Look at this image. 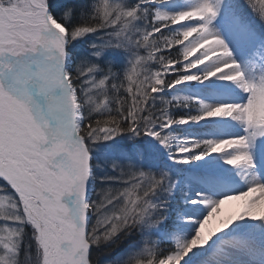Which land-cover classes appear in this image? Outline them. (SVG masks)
Masks as SVG:
<instances>
[{
    "label": "snow or ice",
    "instance_id": "obj_1",
    "mask_svg": "<svg viewBox=\"0 0 264 264\" xmlns=\"http://www.w3.org/2000/svg\"><path fill=\"white\" fill-rule=\"evenodd\" d=\"M166 2L138 0L136 5L128 7L123 0H93L87 15L81 12V22L74 24L71 22L75 11L73 0H65L58 6L61 10L58 17L50 14L49 0H0V192L10 190L13 194L0 195V264H19L26 224L32 228L36 264H96L88 258L90 247L113 241L121 232L127 235L154 212L157 219L151 227L163 223L166 217L159 214L161 205L154 203L152 197L165 187L167 177L157 178L130 162L123 165L113 162L110 168L114 175L106 177L123 187L102 189L100 199L94 204L85 201L93 144L126 135L131 140L151 137L167 148L170 137L161 133L174 123L228 117L243 125L245 135L197 144L200 154L193 155L191 160L232 152L224 161L226 164L254 168L250 149L264 143V120L250 119L248 114L264 100V79L246 80L225 41L209 30L218 12L208 0L174 15L153 10L152 29L136 27V22L147 15L142 5ZM246 2L264 21V0ZM192 17L203 23L171 37L155 38L164 28L190 21ZM97 32L106 35L99 44L91 46L95 57L99 58L108 49H123L131 55L130 66L122 79L111 68L106 70L95 63L78 65L74 74L65 71L67 46ZM190 32L191 38L185 39ZM208 40L213 42L212 47H200ZM177 46L183 48L175 60L159 55ZM140 49L146 55H140ZM194 49H199L195 55ZM181 60L185 62L184 72L209 62H215V66L205 71L203 77L183 75L169 87L219 76L238 84L247 93L246 103L218 106L188 119H171L167 104L153 114L146 105L165 85V74L175 70ZM153 62L160 64L161 70L151 71ZM97 73L102 78L98 79ZM75 81H80L79 85ZM110 104L114 107H109ZM82 110L86 115H82ZM93 116L97 118L90 119ZM118 147L140 152L145 160L153 152L150 143ZM180 151L193 149L183 147ZM260 190H264V183L250 187L247 193ZM231 197L238 196L229 195L215 203L194 236L187 241L178 240L170 254L158 258L152 249L145 248L127 264H182L193 248L205 246L235 221L246 218L264 221V213L250 211L209 228L213 209ZM89 210L96 215V221L86 227Z\"/></svg>",
    "mask_w": 264,
    "mask_h": 264
},
{
    "label": "bare ground",
    "instance_id": "obj_2",
    "mask_svg": "<svg viewBox=\"0 0 264 264\" xmlns=\"http://www.w3.org/2000/svg\"><path fill=\"white\" fill-rule=\"evenodd\" d=\"M189 9V8H184ZM50 14L52 15L51 11ZM58 31H62L59 26ZM211 32L222 38L232 53V59L240 65L241 71L244 73L245 79L250 82H259L264 79V57L263 51L259 45L246 38L239 31L225 27L209 28ZM212 47L213 42L205 41L200 47ZM197 51L199 49H196ZM67 52V51H66ZM69 54L67 53L65 60V71H67ZM215 66V62H209L200 65L194 69L193 75L203 77L205 71ZM208 81L216 82L219 88H195L193 92L202 98L204 111L224 105L244 104L247 100L245 93L238 84L221 79L219 76L212 77ZM195 81L185 82L174 88L175 93L187 91ZM234 92V93H233ZM239 93H242L240 95ZM184 95L186 93H183ZM249 118L264 120V100L256 105L250 112ZM227 117L207 118L209 121L196 124L195 126L177 129L176 131L184 132L178 141L181 147L192 148V144L202 137H214L217 142L236 139L245 135L243 125L231 118L227 119L226 124H222L218 119L226 120ZM231 150V149H227ZM233 153H215L212 157L206 159L204 164L219 168L218 176L209 174H199L196 178L195 187L191 188L187 183L184 184V195L189 196L193 205H190L185 218L190 221L183 220L179 222L188 223L187 229L179 233L176 237L178 241H187L194 236L199 223L208 215L212 207L220 200L225 199L229 195L228 200L221 201L220 205L213 209L214 215L208 222L209 228H216L223 220L234 218L235 215L245 214L250 211H259L264 213V190L253 193H247L248 189L256 184L264 183V143H257L250 149L253 157V169L247 167L234 168L226 164L224 161ZM182 155L189 158L190 152H184ZM187 168V165H182ZM216 171V170H215ZM90 190V172L85 182V201L88 203ZM190 190V191H189ZM243 192H245L243 194ZM259 197V199H257ZM89 212L86 213V227ZM171 223L172 220H171ZM227 233V235H226ZM235 235H244L241 239ZM246 235L255 237H264V221H253L245 219L243 221H235L227 229L213 236L212 241L200 253L192 258V254L200 247L193 248L192 251L184 258L182 264H264V250H260L246 242L250 241ZM90 250V249H89ZM89 255V253H88Z\"/></svg>",
    "mask_w": 264,
    "mask_h": 264
},
{
    "label": "rangeland",
    "instance_id": "obj_3",
    "mask_svg": "<svg viewBox=\"0 0 264 264\" xmlns=\"http://www.w3.org/2000/svg\"><path fill=\"white\" fill-rule=\"evenodd\" d=\"M123 2L128 7H131L136 5L138 3V0H123ZM203 2L204 0H167V2L164 4H157L151 6L142 5V10L147 9V15L145 19L138 20L136 22V27L142 30L150 31L152 29L153 10H159L162 13L174 15L181 11L190 10L191 8L198 6L200 3ZM208 2L211 3L213 7L217 9L218 12L217 17L209 24V28L227 27L242 32L246 36V38L248 37V39L256 42L259 45V47L263 51V57H264V21H262L259 18L258 14L252 10V8L249 6L246 0H208ZM184 8H189V9H184ZM201 23L203 22L196 21L195 17H192L190 21H183L179 24L170 25L169 27L164 28L162 32L156 34L155 38L159 39L162 37H171L175 35L177 32H182L190 27L198 26ZM192 34L193 33L190 32L189 35L185 37V39L191 38ZM105 35L106 34L104 32H97L93 34H88L84 38L77 40L80 41L79 45L82 44L83 46L81 48H83L82 53L84 54L83 57L85 59V63H95L98 66H100L102 60L106 59L108 61H111L112 63L119 64L125 70H127L130 66L129 62L132 59V57L128 52L124 51L123 49H108L99 58L95 57L92 54L94 50L91 46L93 44H99L100 38ZM68 46L66 48L67 53L69 54L67 71L73 73L75 70V62L70 53V49L68 48ZM177 47L178 48H176V57L177 54L182 51L183 46H177ZM196 51L197 50L194 49L192 54L195 55ZM162 52L163 51H161L159 55L164 57L162 55ZM139 54L142 56L146 55V51L144 49H140ZM184 63L185 62L181 60V63L175 65V70L169 71L168 73L165 74L166 83L161 89V93H162L161 99L157 102L161 104L171 103L176 105H181V104L188 105L187 110L185 111V114L187 116L180 119H188L193 116L201 115L205 112L202 103V98L199 95H195V93H193L197 91L195 88L188 87L187 91H180L179 94H177L175 93L174 88L183 83L177 84L174 87L167 86L168 82L171 80L174 81L175 79L183 75H193L194 69H192L189 72L183 71ZM161 68L162 66L155 62H153L150 65L151 71H159L161 70ZM98 74L99 73H97V78L99 79L100 76ZM183 93L186 94L184 95ZM239 94L242 95V93ZM93 95H95V93ZM82 115H84V110H82ZM168 115L171 119H173L169 112ZM192 123L194 122H189L186 124L174 123L171 127L165 128L161 134L162 136L170 137L167 148H165V146L162 143L151 137H144L137 141L136 145L143 142V143H150L153 146L152 155L147 160L143 158L142 153L135 151L138 156L136 163L137 167L142 168L143 166H149L151 168L158 170L161 173V176L167 177L165 188L170 189L171 202L162 203L161 198L159 197L156 198L157 192L155 193V195L152 197L153 202L156 203L157 205H161V207L159 208V214L166 217V219H164L161 225H158L156 227H151L152 222L155 219H157V214L154 212L151 217H147L145 219L143 226H145L146 232H150L151 236L146 234L141 246L126 250L125 252L118 255L113 262L119 263V262L129 261L130 258H132L133 256L142 253L145 250V248H150L156 254H158L160 252L155 251V248H158L161 242H169L172 244V249L162 251V253H160L158 258H163L167 254H170L171 251L175 248L177 243L176 240L177 235L183 232L185 229H187L188 227L187 222L182 223V225L179 224V222L183 220L190 221V219L185 218V216L187 215L190 205H193V202L191 201L189 196L183 194L184 184L187 183L188 186H190L191 188L195 187L196 178H198V175L201 173H197L194 170L186 169L182 165H188V163L186 164L180 163L179 161L184 159L190 160L191 162L204 161L212 157L215 153L211 155H206L202 160H198V161L191 160V157L193 155L200 154V151L196 149L195 146L197 144L203 145V143L206 141L217 142L214 137H202L198 141L192 144L191 149H193V151H190L189 158L182 155L184 152H181L180 149L183 147L180 146L178 141L181 139L184 132L176 131V130L189 127ZM112 145H116L115 141H112ZM106 154H109V152L108 153L106 152ZM90 156L92 155L90 154ZM91 161H92V157H90V165H91ZM171 179H174L173 183H171L172 182ZM94 194H95V186H94L93 178L91 177L89 200H88L89 204ZM0 195H5L9 197L12 196L7 191L0 192ZM92 212H93L92 210H89L90 220L93 215ZM90 220L88 226H90ZM171 220L173 223H171ZM9 226L14 227V225H9ZM261 238L264 237L262 236ZM212 239L213 237L208 241V244L212 241ZM21 244H22V236H21ZM30 244L35 247V249L30 250L31 253L33 254V257L30 256L32 257L30 259V262H32V264H36L35 262L37 259V249L35 242L32 240V235L30 238ZM208 244L195 250L194 253L192 254V258L196 254H200ZM113 262L111 261L110 264H113Z\"/></svg>",
    "mask_w": 264,
    "mask_h": 264
},
{
    "label": "trees",
    "instance_id": "obj_4",
    "mask_svg": "<svg viewBox=\"0 0 264 264\" xmlns=\"http://www.w3.org/2000/svg\"><path fill=\"white\" fill-rule=\"evenodd\" d=\"M65 3V0H49L50 11L54 17H58L61 14V10L58 6ZM75 5V11L72 16V23H80L81 20V12L86 16L90 10V5L93 3V0H73ZM80 41H73L68 48L70 49V53L75 62V68L85 63L84 54L82 53L83 47ZM162 55L166 58H170L175 60L176 57V48L171 50H163ZM177 65V64H176ZM104 69L111 68L113 72L117 74L118 78H123L126 70L117 63H112L106 59L102 60L101 65L99 66ZM75 73V70L73 74ZM100 78H102V74H98ZM173 80L169 81L167 86H169ZM77 85H79L80 81H75ZM94 94V93H93ZM111 94V93H110ZM162 93L161 90L154 93L152 99L146 105V109L153 112V114L158 113V111L165 105L161 103H157L161 99ZM129 103L131 101L129 100ZM168 105V112L171 114L174 120L186 117L185 111L187 110L188 105H176L171 103H166ZM109 107H114V105L110 104ZM84 115H86V111L84 110ZM147 115V111L144 113ZM97 116L90 117V119H95ZM144 138V137H143ZM112 141H115L116 145H112ZM112 141L108 142H99L96 144L91 145L90 147V154L92 155V178L94 181L95 186V194L91 199L90 204L96 203L99 199V193L102 189L111 187V188H121L123 185L115 180H107L106 177L114 175L111 171L110 165L113 162H119L122 165L127 163H132L135 167H137V159L138 156L135 151L129 150L128 148H121L118 147L119 145H136L138 140H131L126 135H121L119 137H115ZM106 152L109 154H106ZM140 170L151 173L152 175L156 176L157 178L161 177V173L149 166L137 167ZM171 183H173L174 179H171ZM11 195L12 192L8 190ZM171 193L168 188L163 187L159 191H157V197L161 198L162 203L171 202L170 199ZM92 218L90 220V225L95 224L96 215L92 212ZM24 231L22 234V244L20 247L19 252V264H32L30 259L33 257L31 253V249H35L34 246L30 244V238L32 235V228L30 225H25ZM150 235V232H146L145 226L139 225L133 227L130 232L126 235L125 232H121L118 236L108 243H102L99 246H92L89 253V259L95 261L96 264H110V262L114 261V259L120 255L121 253L125 252L130 248H136L141 246L143 243V239L145 235ZM172 244L169 242H161L158 248H155V251L162 253L164 250H171ZM158 253V257L160 255ZM32 256V257H30ZM126 262H113V264H127ZM36 263V262H35Z\"/></svg>",
    "mask_w": 264,
    "mask_h": 264
},
{
    "label": "water",
    "instance_id": "obj_5",
    "mask_svg": "<svg viewBox=\"0 0 264 264\" xmlns=\"http://www.w3.org/2000/svg\"><path fill=\"white\" fill-rule=\"evenodd\" d=\"M49 12H50V9H49ZM91 176H92V171L90 169V178H91ZM87 200H89V196H88ZM89 220H90V215H88L87 227L89 225Z\"/></svg>",
    "mask_w": 264,
    "mask_h": 264
}]
</instances>
